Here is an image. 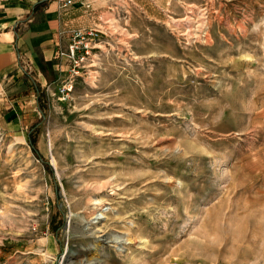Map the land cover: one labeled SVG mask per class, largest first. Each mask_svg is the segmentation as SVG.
Wrapping results in <instances>:
<instances>
[{
    "label": "rangeland",
    "instance_id": "374dc122",
    "mask_svg": "<svg viewBox=\"0 0 264 264\" xmlns=\"http://www.w3.org/2000/svg\"><path fill=\"white\" fill-rule=\"evenodd\" d=\"M97 6L0 89V264H264V0Z\"/></svg>",
    "mask_w": 264,
    "mask_h": 264
},
{
    "label": "crops",
    "instance_id": "0c3cea01",
    "mask_svg": "<svg viewBox=\"0 0 264 264\" xmlns=\"http://www.w3.org/2000/svg\"><path fill=\"white\" fill-rule=\"evenodd\" d=\"M98 1L62 8L60 0H0V89L21 75L23 59L51 55L63 31L92 26Z\"/></svg>",
    "mask_w": 264,
    "mask_h": 264
},
{
    "label": "built area",
    "instance_id": "2783aa9c",
    "mask_svg": "<svg viewBox=\"0 0 264 264\" xmlns=\"http://www.w3.org/2000/svg\"><path fill=\"white\" fill-rule=\"evenodd\" d=\"M74 3V0H60V4L62 8H68L71 7ZM73 38L79 39L78 44L72 43L69 46V53L68 56L74 58L75 52L81 51L84 55H89L90 51L92 50V43L96 42V40L99 37V31L96 29H89L87 32L81 31V30H75L73 31ZM61 54V53H60ZM76 62V60H74ZM71 82L65 83V85L62 87L61 93H68L71 89V85H69Z\"/></svg>",
    "mask_w": 264,
    "mask_h": 264
}]
</instances>
